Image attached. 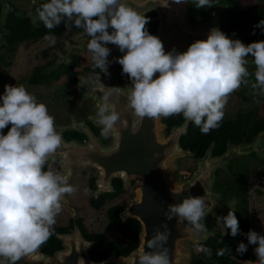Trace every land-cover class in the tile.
<instances>
[{"label":"clouds","instance_id":"obj_1","mask_svg":"<svg viewBox=\"0 0 264 264\" xmlns=\"http://www.w3.org/2000/svg\"><path fill=\"white\" fill-rule=\"evenodd\" d=\"M191 2L198 9L214 6L213 0ZM36 19L49 30L62 22L66 27L82 29L89 37L87 49L92 54L93 68L105 74L111 54L108 45H115L123 53L115 60L131 81L127 101L141 117L182 114L202 134L209 133L220 126L230 94L242 83H248L249 57L255 65L251 88L264 95V40L245 43L213 27L206 39L195 40L186 50L166 51L160 37L147 29L149 18L123 0H46L36 9ZM255 28L264 30V19ZM95 79L99 81V75ZM87 82L80 80L78 87ZM113 91L118 93L119 89H109L105 99ZM98 108L96 123L107 138L120 114H106L107 105ZM61 143V132L47 106L23 85L6 84L0 94V264H16L45 243L52 234L63 197L75 190L67 177L45 170L48 157ZM204 207V198L191 197L170 206V211L204 231L205 226L200 223L205 216ZM223 223L230 229L225 235L236 237L241 232L233 210L223 217ZM244 235L248 244L255 246V264H264V234L250 229ZM166 239L158 236L148 246ZM248 244L240 242L236 251L245 253ZM196 251H203L207 257L212 255L207 247L197 246ZM225 251L219 249L217 255L222 256ZM138 264H169V260L166 255L143 254L138 257Z\"/></svg>","mask_w":264,"mask_h":264},{"label":"water","instance_id":"obj_2","mask_svg":"<svg viewBox=\"0 0 264 264\" xmlns=\"http://www.w3.org/2000/svg\"><path fill=\"white\" fill-rule=\"evenodd\" d=\"M0 1L1 27L6 23L10 3L9 0ZM42 2L46 0H33L28 14L29 17H33V29L38 25L36 7ZM123 2L138 8L134 11L141 15L150 9L158 12L160 22L157 36L163 41L166 51L174 49L184 51L195 40L206 39L213 27L222 30L221 13L228 6L219 3L210 10L205 20L195 22L191 18V0L182 3H176L175 0H123ZM86 36L84 34L71 36L59 44H64L67 49L72 48L74 41H83ZM116 55L119 57L123 53L117 48ZM247 59L248 63H254L251 57ZM65 62H70L69 54L64 55L60 52L59 59L50 66L48 72ZM92 74L94 71L81 74L80 78L87 80ZM123 76L125 78L123 81L120 78L117 81L115 78L113 83L104 84L119 89L118 93L113 91L107 99L105 94L109 90H92L89 82L84 83L83 96L85 99L93 98L98 111V105H107L106 114L111 112L120 114V119L110 131L112 140L103 143L94 135L85 120L79 122L73 120L64 125L55 121V126L62 135V143L46 162L57 163L60 166V174L67 177V182L73 174L74 166L83 165L85 168L91 166L98 169L100 173L96 180L97 188L94 190L96 197L116 190L113 186L114 177L123 179L124 189L129 187L135 189L136 197L131 199L119 214L123 220L135 218L140 221L139 245L128 254L118 255L114 250L106 258L96 261L90 254L95 241L87 239L81 228L76 226L74 232L56 234L62 242V248L53 254L43 252L39 246L16 264H138V257L143 254L166 255L169 264H192V245L206 242L211 232L207 234L206 228L204 231H198L189 227V221L185 218L171 214L170 206L179 205L186 198L202 197L205 200V220L213 210L222 211L232 203L231 201L222 204L216 200L217 194L213 191L216 170L228 169L231 161L238 156L256 152L264 158V130L256 134L251 141L229 140L226 150L218 155H214L215 142H212L204 155L196 158L197 166L191 178L187 181L181 180L177 174L179 159L195 156V152L184 148L181 143L182 136L188 133L192 122L184 120L168 131L164 116L148 118L135 114L127 101L131 81L127 75ZM91 119L96 122L99 117L96 115ZM69 129L84 132L88 142L66 139L64 132ZM62 200L75 211V206L66 196ZM169 215L172 216L171 219ZM202 224L205 226L204 222ZM158 236H166L167 239L157 240L154 246L149 247V241ZM254 247L252 245L254 260L235 259L242 264H255L257 256Z\"/></svg>","mask_w":264,"mask_h":264},{"label":"flooded vegetation","instance_id":"obj_3","mask_svg":"<svg viewBox=\"0 0 264 264\" xmlns=\"http://www.w3.org/2000/svg\"><path fill=\"white\" fill-rule=\"evenodd\" d=\"M9 3H10L9 4L10 5L9 6V17L27 18L26 23L31 24V27H32L31 31L35 33L33 37L23 42L18 43L16 47H13L9 43V49H11V51L13 52L22 43H29V42L35 43V44L48 43L47 46L42 48V54L45 56H41L42 58L40 59L39 62H37L33 66L31 73H34L35 71L40 70V68H42L44 73H47V74H50L51 72H55L56 70L60 69L62 72L61 73L62 80L53 81L49 84L63 81L64 85H66L65 88L67 90L70 87L77 88L79 89V92H82V93L84 91V84L78 87V84L81 80L80 78L81 74L92 73L94 71V74L89 76V78L87 79L90 84V88L92 90L100 89L101 91H104V90L114 89L116 86L112 87V85H104V84H107L110 82L113 83L115 81V78L117 79V81L119 78L122 79V81L125 80L122 74V66L115 60V58L118 57L116 55L117 48L115 45H111V44L108 45V47L111 48V54L108 57V61H109L108 73L105 74L99 68H93V64L91 60L92 54L87 49V43H88L89 37L86 36V34L84 33L82 29L75 28V26L66 27L65 22H62L56 28L49 30L45 28L43 23L39 21L38 19H37L38 25L36 29H33L34 27L33 17L28 16L32 8L33 0H18V1L9 0ZM42 3L38 4L36 9ZM127 6L132 8L133 10L138 9V8H134L133 5H127ZM143 16H147L149 18V23L146 25L149 32L157 35V30H158V26L160 22V17H159L158 12L154 9H150ZM256 29H258V31L255 30L254 27L252 28V26L250 27L242 26L239 29L237 28L234 29L229 34L227 33L226 34L228 36H231V38L233 39L239 38L245 43H250L252 41H258V40H264V31H262L261 28H256ZM78 34H84L86 36V39H84L83 41H80V40H78L77 42L74 41V47L67 49L64 46V44H59L61 41H64L68 39L69 37L76 36ZM60 52L64 55L69 54L70 62L62 63L54 70L48 72V70L50 69V66L53 65L59 59ZM246 67L248 68V71H249V76L246 78L248 83H242L240 88L233 92L235 98H237V101L233 102L234 106L232 105L229 108H226V107L224 108V113L229 114L232 118L238 115L250 114L251 112H255L258 110L260 113L259 115L264 116V95H259V94L254 93L253 89L251 88V83L254 82L255 80V77H254L255 65L254 63L253 64L247 63ZM96 75H99V81L95 79ZM75 77L77 78L76 81H74ZM38 85H45V84H38ZM80 99H83L81 103H76V104L72 103V105L69 106V110L65 115V120L63 122H59V124H62V125L69 124L73 120H76L78 122L85 120L88 127L93 131L94 135L99 137L103 141V143L110 142L112 140V134L109 133V136L107 138L103 137L101 135L102 126L96 124V122L91 119L93 116H96L98 113L97 105L94 99L93 98L85 99L83 94ZM230 116L225 115V117L227 118H229ZM184 120L185 119H183L181 122H183ZM181 122L177 124H180ZM192 124L193 123H191L190 126ZM171 127H168V131H170ZM64 135L66 139L68 140L76 139L81 142H85V143L88 142L87 135L84 132H81L78 130H72V129L66 130L64 132ZM187 142L185 143L184 148L191 149L188 146ZM212 142H215V141H212ZM214 155H218V154H214ZM187 157L193 158L196 160L198 156L195 152V156H187ZM242 157H249L252 161H255V162H259L262 160L256 152L250 155L235 157L233 160H237V158L241 159ZM231 163L228 165V169L219 168L218 170H216V178H215V182L213 185V191L217 194L216 200L219 201L220 203L227 204L231 201L232 203L228 207H224L222 211L213 210L206 217L205 220H204V217L202 218L200 223L204 222L206 233L209 234V232H211V234H209L206 242L204 243L198 242L195 244H197L201 248H205V247L210 248L212 253L213 252L217 253L219 249H226L224 254H227L232 260H235V261H237L235 258L254 260V255L252 252V245L248 244V241L246 243L248 244V249L245 252V255L243 256H239V257L235 256L234 254H232V251H230L229 247L233 248V250L236 251L238 244H236L235 240L237 238L247 239L246 235L244 234L247 233L250 229H254L258 233L264 234V228L261 225L262 221H259L261 216H259L253 210V203L256 202L255 200L257 199V197L262 196L264 199V170H257V167L254 169L252 165L247 164L246 159H242L239 162L236 161V163L233 165H231ZM48 164L49 163L46 162L45 170H48ZM91 168L95 170H76V167L74 166V171L70 178L71 180L69 181V184H70L73 179H75L76 177H79V173H78L79 171L85 172V174L88 173L87 171L92 172V174L89 175L88 177H85L82 175L86 181L88 180L87 185L91 189V192H92L89 198L90 204L93 198L98 199L100 198V196L104 194V193L100 194L99 197L95 196L94 190L97 188L96 180L100 172L96 168H93V167ZM195 168L196 166L189 167L186 170H183L182 175H181V180L183 181L189 180L191 176L194 174ZM59 173H60V170H59ZM254 181H257V182L253 184ZM120 183L122 184L121 191L115 186L116 184L118 185ZM92 185H94V187H92ZM123 185H124V181L122 178L120 177L113 178V186L115 187L116 190L112 193H115L117 190L120 191V193H118L116 197L121 195L126 190L123 188ZM68 199L71 200L69 196H68ZM61 203L66 206L67 211L69 210L71 213L74 212L73 210L69 208V206L63 200L61 201ZM257 204L260 205L261 203H257ZM75 210H77L76 207H75ZM229 210H233L239 219V227H240L241 232L238 233L236 237H232L230 234L225 235L226 231L230 233V229L225 228V225L223 223V217L227 215ZM204 212H205V209H204ZM57 217L58 216H56V222L53 227H60L62 230L57 231L55 235L57 233L74 232L75 227L79 226L78 221H80L83 224L84 228H86L88 232L86 234L81 229L86 238L94 235V233L85 224V221L82 216L75 217V215L72 214V217H70L66 223H61L60 221L58 222ZM188 225L191 228H195V226L192 225L190 222ZM212 232L215 234H212ZM231 238H233L234 241L227 243L226 240L229 241V239ZM226 246H229V247H226ZM194 250L196 253H199L196 251V248H194ZM200 252H203V251H200ZM214 263L220 264V262L217 260L214 261L212 264Z\"/></svg>","mask_w":264,"mask_h":264},{"label":"trees","instance_id":"obj_4","mask_svg":"<svg viewBox=\"0 0 264 264\" xmlns=\"http://www.w3.org/2000/svg\"><path fill=\"white\" fill-rule=\"evenodd\" d=\"M214 6L219 3L227 4L221 13V27L222 30L229 34L234 29H239L242 26H252L257 24L258 21L264 19V2L258 0H213ZM191 18L193 21L198 22L205 20L209 16L211 8H196L191 2ZM2 4L0 1V15ZM27 18L23 17H9V13L6 19V23L0 27V34L5 38L6 44L9 43L16 47L18 43L30 39L34 36V32L31 31V24L26 23ZM258 31V29L255 28ZM264 31V30H262ZM61 70L58 69L50 74L44 73L43 69L35 71L27 76L26 82L28 84H49L53 81H61ZM77 78L75 77L76 81ZM249 97V96H248ZM259 110L251 112L250 114L238 115L234 118L223 117L220 126L211 130L207 134H202L199 127L192 124L187 135H183L181 143L183 147L185 143L196 152L197 156H202L210 146L212 141H215L214 154H221L227 148L229 140L233 142L251 141L256 134L264 130V116L259 115ZM184 119L182 114L172 115L164 118V122L168 124V127L181 122ZM8 131V128H5ZM187 140V141H186ZM237 160H233L231 165L235 164ZM116 188L120 191L122 184H116ZM94 187V185H92ZM115 193H104L100 198L92 199L91 205L96 209H101L108 200L114 199L120 191ZM123 210V206L120 204L112 205L107 209V217L112 222L113 227L121 238H115L112 240L107 239L105 233H94L89 240H94L95 244L90 250L91 257L96 260H102L109 256L111 252L116 250L117 254H128L131 250L139 245L141 230V223L135 218L123 220L120 217V211ZM78 225L87 234L86 228L78 221ZM62 230L60 227H53L52 234L48 240L41 245L42 251L45 253L53 254L56 250L62 248V242L56 237L55 233ZM87 238V239H88ZM231 238L226 240L227 243L233 242ZM236 244L240 242L247 243L246 238H237ZM229 245V244H228ZM229 247V246H226ZM232 254L235 256H243L245 253L240 254L230 248ZM249 254V253H248ZM219 261L220 264H241L235 260H232L227 254L218 256L216 252H213L211 257H207L204 252L195 253L192 264H212L214 261Z\"/></svg>","mask_w":264,"mask_h":264},{"label":"rangeland","instance_id":"obj_5","mask_svg":"<svg viewBox=\"0 0 264 264\" xmlns=\"http://www.w3.org/2000/svg\"><path fill=\"white\" fill-rule=\"evenodd\" d=\"M258 1L261 3L264 2V0ZM47 45L48 43H22L12 52L11 49H9V45L6 44L5 38L0 34V94L3 93L6 84L16 86L23 85L39 102L47 106L49 114L59 123L65 120V115L72 103L76 104L83 101V99H80L83 93L79 92L77 88L70 87L71 89L69 88L67 90L63 81L45 85H32L26 82V78L31 73L33 66L40 61L42 58L41 56H45L42 54V48ZM235 101H237V98L231 93L225 107L229 108L232 105L234 106L233 102ZM225 115L230 116L229 114ZM3 131L5 134L7 133L6 129ZM260 158L262 160L259 162L252 161L249 157L237 158V161L239 162L242 159H246L247 164L252 165L254 169L257 167V170H264V158ZM48 163V170L59 173L60 166L57 163L52 161ZM194 166H197V162L193 158L183 157L179 159L177 170L178 177L181 179L183 170ZM75 167L76 170H95L91 167ZM87 172L88 173L85 174V172L79 171V177L75 175V179L77 180L73 179L70 184L69 181L71 179L68 181V184L75 190L72 193L66 194V196L67 198L68 196L71 198L70 201L75 205L77 210L71 213L69 210L67 211L66 206L61 203V211L57 215L58 222L66 223L68 219L72 217V214L75 215V217L82 216L85 224L93 233H105L109 240L121 238V235L115 231L112 222H110L107 217V209L115 204H120L125 207L131 199L136 197L137 191L129 187L118 197L108 200L101 209H96L92 207L89 202L92 192L87 185L88 180L86 181L85 178H83V176L88 177L92 174L91 171ZM256 182L257 181H254L253 184ZM255 201L256 202L253 203V210L264 219V199L262 196H258ZM257 203L261 204L258 205ZM259 221H261V219H259ZM261 225L264 228V222H262ZM197 246V244L192 245L191 250L193 258L196 253L194 248H197Z\"/></svg>","mask_w":264,"mask_h":264}]
</instances>
